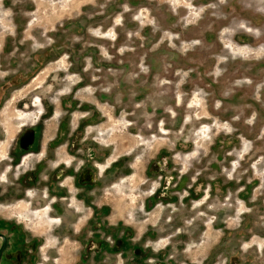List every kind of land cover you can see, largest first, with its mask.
<instances>
[{
  "label": "rangeland",
  "instance_id": "1",
  "mask_svg": "<svg viewBox=\"0 0 264 264\" xmlns=\"http://www.w3.org/2000/svg\"><path fill=\"white\" fill-rule=\"evenodd\" d=\"M0 101V152L42 105L44 145L63 120L105 144L84 264H264V0H0Z\"/></svg>",
  "mask_w": 264,
  "mask_h": 264
},
{
  "label": "flooded vegetation",
  "instance_id": "2",
  "mask_svg": "<svg viewBox=\"0 0 264 264\" xmlns=\"http://www.w3.org/2000/svg\"><path fill=\"white\" fill-rule=\"evenodd\" d=\"M30 97L28 101L23 98L20 103V108L26 112L34 110ZM85 106L89 108L87 103L78 108ZM42 108L36 122L20 130L15 146H7L0 152V209L8 208L9 214L15 215L11 217L0 210V264H64L62 260L73 251L77 253V261L83 264L90 260L105 261L103 249L106 238L97 232L106 226V206L101 201L105 182L101 177L109 165L103 170L98 165L107 164V160L104 163L107 158L105 144L93 146L91 130L87 129L88 125H83V121L75 129L67 131L63 120L58 129L64 132L56 133L51 142L44 145L41 140L44 119L54 112L50 106L42 105ZM17 201L22 202L26 209L43 211L55 222H27L25 215L29 213L25 207L16 210L19 206ZM91 231L97 232L93 233L97 236L95 239H92ZM46 242L49 248L42 256ZM75 242L78 243L77 250L73 247ZM119 243L123 244V241ZM143 246L147 247L146 250H153L148 248L150 245L142 244L135 248L136 254L144 250ZM141 256L148 258L144 254ZM159 256L153 258L151 254L146 259L147 263L159 262ZM130 257L138 259L137 255ZM167 257L165 264H175L170 254ZM218 263L217 257L215 264Z\"/></svg>",
  "mask_w": 264,
  "mask_h": 264
}]
</instances>
